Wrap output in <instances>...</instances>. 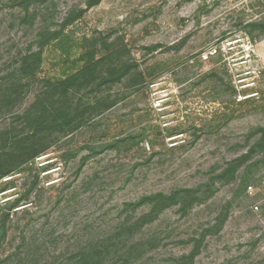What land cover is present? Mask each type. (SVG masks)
I'll use <instances>...</instances> for the list:
<instances>
[{"label": "rangeland", "instance_id": "1", "mask_svg": "<svg viewBox=\"0 0 264 264\" xmlns=\"http://www.w3.org/2000/svg\"><path fill=\"white\" fill-rule=\"evenodd\" d=\"M91 1L0 0V264H264V0Z\"/></svg>", "mask_w": 264, "mask_h": 264}, {"label": "trees", "instance_id": "2", "mask_svg": "<svg viewBox=\"0 0 264 264\" xmlns=\"http://www.w3.org/2000/svg\"><path fill=\"white\" fill-rule=\"evenodd\" d=\"M99 2V0H92L91 1V5H95ZM83 10H81L79 13H78V17H81L83 15ZM68 24V23H66ZM64 42V39L62 40H59V46L62 47L61 43ZM59 47V48H61ZM95 66V61H94V58L91 57L90 59L88 60H85L83 65L78 69V71L76 73H74L72 76H70L66 83L67 85L72 86V84H74V82H76V80H78L84 73H88V71L92 70L93 67ZM127 66V65H126ZM117 66L116 67V71L118 73V77L119 78H123L126 76L127 73H129L131 67L128 66ZM145 79V77H143ZM142 78V80H143ZM250 152V151H249ZM249 154L247 153L245 155V157H248ZM7 174V172L3 173V175ZM1 175V176H3ZM182 190H176L174 191L173 193L171 194H164V193H157V194H154V195H149V196H145L142 201L144 202L145 200H148V201H154L156 202L155 204H157V206H159L160 204H162V206H166V204H170L171 202L175 201L178 196H179V193L181 192ZM156 207L154 206V209Z\"/></svg>", "mask_w": 264, "mask_h": 264}]
</instances>
